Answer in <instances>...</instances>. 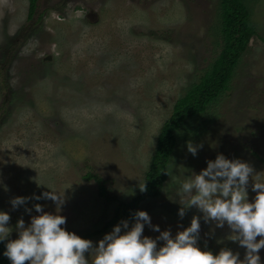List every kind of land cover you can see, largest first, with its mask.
Segmentation results:
<instances>
[{
  "label": "rangeland",
  "instance_id": "374dc122",
  "mask_svg": "<svg viewBox=\"0 0 264 264\" xmlns=\"http://www.w3.org/2000/svg\"><path fill=\"white\" fill-rule=\"evenodd\" d=\"M248 5L255 34L230 89L177 131L159 196L138 205L173 237L200 217L198 247L213 254L228 248L241 260L246 249L229 239L227 223L205 222L196 207L178 213L187 199L181 182L218 154L247 162L264 181V0ZM218 15L219 0H38L28 17V0H0V211L10 215L8 240L18 238L19 219L28 226L40 214L34 205L57 214L52 200L32 198L49 188L64 191L62 227L81 237L103 227L116 201L143 193L161 124L219 49ZM188 142L202 145L196 156ZM87 173L105 181L112 200ZM253 183L250 177L249 202ZM17 196L30 199L13 208ZM128 222L130 229L134 219ZM112 229L86 239L96 245ZM143 235L160 232L145 224ZM259 256L264 264V248Z\"/></svg>",
  "mask_w": 264,
  "mask_h": 264
},
{
  "label": "clouds",
  "instance_id": "9594fccd",
  "mask_svg": "<svg viewBox=\"0 0 264 264\" xmlns=\"http://www.w3.org/2000/svg\"><path fill=\"white\" fill-rule=\"evenodd\" d=\"M202 145L187 144V150L197 155ZM250 164L239 159H228L218 154L208 160L207 167L181 182L179 192L186 200H180L179 216L185 209L196 207L203 213L205 222L214 221L217 227L227 223L231 230L229 239L246 249L244 259L231 249L222 248L218 254L201 250L197 241L200 233V217L193 216L190 226L178 231L173 237L170 230L160 231L152 225L149 214L137 210L134 223L129 229L128 220H121L112 231L94 245L90 239L82 238L66 230V217L59 214L65 202L64 191L59 193L49 188L34 199H50L56 204L57 214L45 212L42 205H34L39 215L31 217L25 226L21 218L17 221L16 239L8 240L12 228L8 226L10 215L0 211V240H8L4 253L12 264H261L259 251L264 248V181L255 179ZM252 178V190L256 193L252 202L248 200L247 186ZM41 184V183H39ZM44 185V184H42ZM141 192L147 191L145 182L139 183ZM29 197L17 196L10 202L13 208L25 205ZM26 211H31L27 209ZM148 224L160 235L153 239L143 235ZM125 229L123 233L121 229ZM257 237H260L257 240ZM164 241L158 247L157 241Z\"/></svg>",
  "mask_w": 264,
  "mask_h": 264
},
{
  "label": "trees",
  "instance_id": "16d2710c",
  "mask_svg": "<svg viewBox=\"0 0 264 264\" xmlns=\"http://www.w3.org/2000/svg\"><path fill=\"white\" fill-rule=\"evenodd\" d=\"M249 0H219L218 39L219 49L210 62L199 71L198 78L192 82L175 100L170 116L163 121L157 133L153 154L145 171L144 182L147 191L135 195L127 203L120 200L112 211L111 217L98 231L86 233L85 238L93 233H100L114 227L121 220H132L141 200L159 196V185L163 181L170 155L176 147L179 135L186 121L199 118L208 109L213 108L221 95L230 89V80L239 58L255 34L250 24ZM38 0H28V17H32ZM209 120V119H208ZM205 120V121H208ZM185 129V128H184ZM198 130L197 128H195ZM85 179H94L98 184L99 195L112 200L104 186L105 181L97 174L87 173ZM109 196V197H108ZM8 240H0V264H10L4 255Z\"/></svg>",
  "mask_w": 264,
  "mask_h": 264
}]
</instances>
